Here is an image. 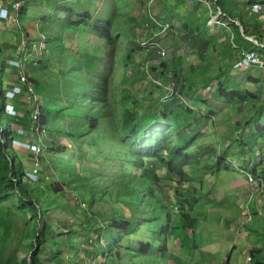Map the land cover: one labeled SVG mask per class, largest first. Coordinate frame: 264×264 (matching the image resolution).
Returning <instances> with one entry per match:
<instances>
[{"label": "trees", "instance_id": "1", "mask_svg": "<svg viewBox=\"0 0 264 264\" xmlns=\"http://www.w3.org/2000/svg\"><path fill=\"white\" fill-rule=\"evenodd\" d=\"M27 1L29 0L25 2ZM30 1L37 2L38 0ZM48 1L43 0L41 3L48 7ZM261 1L264 2V0ZM14 2L7 3L0 0V6L4 5L8 12H12L16 9ZM99 2L96 0H71L70 2L55 0L56 5H53L54 9L51 14L58 22L62 20L61 26L57 27L56 25L52 34L47 26L45 27L46 31L42 32L40 24L35 26L34 30H30L28 26L24 30L21 23L16 25L15 34L13 33L14 38L15 35L17 39L20 38V35L26 36L29 55L33 56L32 58L20 56L21 64L19 66L10 63L7 58L9 55L7 49L11 45H4L0 38V129L2 128L0 133V264H43L44 262L45 264H86V260L73 258V262H70L66 256H63V246L66 245L65 241L68 235H73L76 232L79 233L80 241L91 257H96V254L105 251L116 256L115 258L111 257L109 261L103 259L99 264H124L125 256L129 257L128 264H151L152 261L157 264H160L161 261L170 264L169 262L174 260L178 264H186L187 261L185 263L183 261L185 258L205 264L203 258H196L199 248H202L200 247L203 245L202 241L206 239L204 231L206 235L209 234V230H205L206 223L201 227L202 222H205L203 219L208 216L204 212L205 210L208 212L214 200L217 199L216 203L219 204L218 195L213 194V190L210 191V183L207 181L210 177L209 170L214 171L215 167L220 170L233 169L232 162L225 158L228 153L225 145L227 142L229 145L233 140H237L241 147L247 146L246 137H242L240 134L244 133L246 129L250 130V134L256 135L257 141L264 144V100L255 102V99L260 96L250 90L251 88L248 86L241 88L240 82L232 80L233 77L228 73H230L231 67L235 66L234 60L239 53V48L252 49L260 46L264 48V44L262 41H259L262 45L256 44L248 38L245 40L239 31L238 36L242 40L239 43L234 41L235 47H232L231 44L227 46L226 41L222 43L223 49L228 47L226 55H232L231 64L228 62L224 68H219L214 67L216 65L214 63L212 69L204 64L203 70L192 73L190 76L187 73H185L187 76L182 73L183 57L180 53H175V49H171L173 51L172 67H169V62L165 59L161 63L150 64V66L156 73L155 78L162 81L161 85L166 83V76L171 71L175 76L181 78L178 80V77L173 76L178 82L171 91L163 90L160 85L154 87L159 93L164 91V95L160 96L159 94L157 98H154V95L151 94L148 102L143 104L147 111L142 113L138 109L141 104L137 97L140 91L132 92V88L126 84L140 76L143 83L146 80L147 72L140 68V62L143 59L140 49L143 48V39L149 38L148 34L143 30L141 33L136 31L140 24L134 23L135 20L123 12L124 0H114L113 2L110 0L109 8L108 5L105 7L101 4V10L97 15L94 14L95 11L86 9L87 5L96 9ZM236 3V0H215V8L223 9L232 19H241L247 32L245 34L254 35L258 40L261 39L260 27L264 20H256L254 17L253 22L251 21L252 28L249 30V19H247L249 16ZM26 7L25 4L23 8L18 9V16L22 17L26 13ZM192 15L194 16V14ZM49 17V13L45 14V18ZM187 21L190 22V20ZM195 23L194 26L188 23L179 28L187 36L188 43L199 46L200 54L205 58L207 44L211 41L207 37L212 33L209 34L205 31L207 29L204 27L206 18ZM235 25L238 27L236 22ZM67 32L70 35V45L63 41ZM144 36L146 37L143 38ZM59 37L62 38L60 48L57 46ZM91 37L95 38L92 40H97V42L89 45L88 41H92ZM31 38L36 41L42 40V44L32 47L29 43ZM49 43L56 45L54 49L66 46L65 53L68 54L70 50L72 54L74 61L72 71L64 65L65 90L68 88L66 84L69 79L76 87L80 72L84 84L87 80L91 84L90 101L97 102L98 107L100 105L105 107L106 110L101 115H108L106 120L112 119L116 112L110 107L112 99L102 97L108 95V90L112 94L111 98L116 97L117 94L120 96L122 102H119L117 107L122 110L121 120L115 125L118 140L112 139V141L121 145L129 144L130 151L127 154V160L124 157H119L121 165L119 177L103 173L97 177L94 174V167L85 164L86 156L82 154V160L69 158V162L63 161V164H60L61 162L57 158H49V154H56L57 157L58 154L65 155L68 149L74 152L80 142L84 143L82 135L88 129H95L97 121L102 120L97 116H91L95 115L93 113L90 115L86 103L80 111L76 97H73L72 108H69L68 93H63L59 85L58 72L61 73V71L59 69L55 71L51 68L49 60L40 57L41 50L48 54L46 50ZM18 44L21 45V42ZM212 46L213 57L216 58L214 44ZM262 52H264L263 49ZM138 55L140 58L137 59ZM12 58L16 59V56L13 55ZM42 61L46 63H42ZM116 64L122 67L127 66L130 70L127 74L123 72V76L120 78L123 85L126 86L117 87V78L114 72ZM138 67L141 70H138ZM13 68H18L15 69L18 71L23 68L25 73L23 78H27V80L21 81L18 85L22 92L19 91V93H14V96H9L8 92L12 87H8L14 83L10 84L7 76H13L14 73L9 71ZM139 71H141V75L136 76L135 74H138ZM223 72L227 76L226 78L222 77ZM53 74L55 78L52 76ZM199 77L202 79H198ZM199 82L201 84L198 85ZM206 85L209 86L207 91L213 89L206 94L211 93L218 100L225 97L229 101H235L239 110L243 107L240 105L251 104L252 111L244 114L243 118H235V114L232 115L230 111L224 113L222 121L230 119L232 123L229 125L236 128L237 132L234 135L226 128L224 135L220 136L221 142L218 141L217 144L214 143L217 140L213 137L214 134H209L211 131H215L217 126V122L213 118L215 112H210L206 126L208 128L209 125L211 130L209 133H205V137L209 136L212 140H207L201 147L202 152L212 148L209 153L210 159H204L197 163L195 157L198 153L191 147L195 142H199V138H196L197 135L204 134L202 130L205 126L204 122H200L201 119L197 118V114L201 111L204 112V109L201 108V104L193 107L186 106L185 102H187L186 98L191 101L196 99L198 102L197 94ZM26 93L28 102L22 101ZM49 94L52 97L48 96L50 99L47 103L40 104V96ZM62 95H64L65 101H62ZM87 98L84 97L85 100ZM10 101L22 102L25 108L22 110L16 107L17 109H15L14 103ZM51 102H62V108L51 106ZM10 103L14 107L16 115L9 111ZM199 103L203 104L204 102ZM29 104L30 107H28ZM217 105H219L218 102H210L212 107ZM35 108H38L36 114L37 109L35 110ZM179 110L186 111L180 114L182 112ZM88 118L91 120L88 121ZM184 119H193V121L186 122L188 124L186 129L179 130ZM251 119L252 121H250ZM55 120L61 122L55 126L52 132L48 123ZM35 122L37 123L35 131H44L46 135H43V141L36 140L34 143L37 146L43 145L47 154L46 156L36 155L38 165H41L43 173H39L37 178H32L29 175L26 160L23 159V155L18 153V150L21 149L20 146L13 140L20 134L21 128L34 129ZM223 122L222 125L227 127ZM157 123L159 125L169 123L173 129L167 127L154 130L158 127ZM251 124L257 127V131H254ZM48 133L54 134L53 140L47 138ZM55 134L58 136L61 134L63 140H57ZM3 136L8 139V143L5 142ZM127 139H131V142L123 143ZM219 146L224 147L219 150L215 149ZM261 152L263 155L264 151ZM203 155L205 156V153ZM263 162L264 158L250 171L257 172V168L260 167L261 174H263L264 166L261 165ZM160 165L163 166L158 171ZM247 165H250L249 160ZM48 169L54 170L52 175L47 172ZM88 169H93L91 174ZM56 174H58L57 177ZM59 182L64 183L66 187H60ZM165 184L168 185L167 192H163L166 188ZM74 188L82 191L85 196L88 194L91 208L92 206L96 208L90 209L83 217L78 213L71 222L67 217L64 219L55 218L50 212L51 194L53 200H57V205L64 206L63 202L59 201L58 195L62 193L66 195L68 190ZM163 193L168 196V199L163 197ZM98 201L101 203L98 204ZM106 201L109 203L108 207L104 205ZM134 204H137V210L133 209ZM18 214L22 216L23 221L21 233L14 229V225L17 223L15 217ZM52 218L55 219L57 226L51 222ZM40 224L42 228H40ZM54 227L56 228L54 229ZM259 228L260 226L257 224L254 229L259 231ZM200 231H202L201 235ZM57 235L64 236V239H59ZM15 239H18L16 250L24 248L29 251L25 256L21 257L16 250L14 252L11 249ZM177 240L180 244L175 248ZM77 241L71 239L69 243L76 246ZM209 241L210 239H208ZM174 249L176 252L182 250V253L177 252V254L183 255V257L177 255ZM133 260L135 262L131 263ZM261 261L259 262L264 264V258Z\"/></svg>", "mask_w": 264, "mask_h": 264}, {"label": "rangeland", "instance_id": "2", "mask_svg": "<svg viewBox=\"0 0 264 264\" xmlns=\"http://www.w3.org/2000/svg\"><path fill=\"white\" fill-rule=\"evenodd\" d=\"M5 2H14L13 0H4ZM26 0H17L14 2L16 3L18 7H16L15 11L8 12L6 6H0V38L4 45H11V47H8L7 53L9 55L7 56L10 63L17 64L19 66L21 64V57L25 58V56H28L32 58L33 56L29 55L28 49V40L27 37L24 35H20V38L17 39L16 35L15 38L13 36V33L15 34V27L19 23L22 24V27L24 30H26V27L28 26L30 30H34L35 26H38L40 24V29L42 32H45V27L47 26L50 29L51 34L53 33L54 27L57 25V27L61 26V20L58 22L53 18L52 9H54L53 5L55 4V0H49L48 7L41 3L43 0H38L37 2L27 1ZM57 1H63V0H57ZM71 0H68L70 2ZM99 2V0H96ZM114 0H112L113 2ZM125 1V8L123 12L128 15V17H132L135 22H138L140 25L137 27L136 31L138 33L146 32L147 34L153 35L155 34V38H158L161 35L160 40L162 41L160 45H162L166 50V56L164 59L169 62V67H172L171 58H173V51L171 49H175V53H180V55L183 57L181 68L183 70L182 73H187L189 76L192 73H197L200 70H203V65L206 64L210 66L212 69V65L216 63L214 67L224 68L226 64L229 62L232 63V55H226L228 53V47L223 49L222 43L226 41L227 46L229 44L232 45V47H235L234 41L237 43L242 40L238 36V32L240 31V34L244 36V39L246 36L244 33L246 32V29L243 25V22L239 18L232 19L227 15V12L223 11L221 8H215V0H124ZM238 5H240L244 11L246 12V15L248 20V29L250 30L252 27V22L254 20V17H256V20H264V2L261 0H236ZM111 2V3H112ZM26 4V13L20 17L18 16V9H21ZM101 4H103L105 7L110 4V0H101L98 3V6L93 7L91 5H87L86 9L92 10L94 14H99V11L101 10ZM122 5V4H121ZM14 6V5H13ZM3 10H6L4 12ZM110 10V9H109ZM49 13V18H45V14ZM194 14V16L192 15ZM206 18V24L204 27H206L205 31L210 34L211 36H208V39H211L209 43L207 44V50L205 51V58H203L200 54L199 46H194L192 43H188V38L185 35V33L179 28L180 26H184L185 24L191 23L193 26L196 25L195 22L199 23L203 21V19ZM234 21H232V20ZM187 20H190L188 22ZM236 20V21H235ZM239 20L241 21L242 25L239 23ZM194 21V22H193ZM252 21V22H251ZM238 24V27L235 25ZM250 22V23H249ZM148 26V27H146ZM260 30L262 31L261 39H257L254 35H250L254 39H250L252 41H258L255 42L256 44L262 45L264 44V23H262ZM145 35V34H142ZM247 35V34H246ZM144 36L143 38H145ZM142 38V39H143ZM95 39L91 37V40ZM146 40L148 38L146 37ZM246 40V39H245ZM63 41L67 44H71L70 35H68V32L64 35ZM262 41V43L260 42ZM21 42V45L18 43ZM39 42V43H38ZM97 42V40L88 41V44H93ZM30 45L33 47L35 45H41L42 40L36 41L35 39H30ZM62 38H58V48L61 47ZM130 44V42H128ZM214 44V50L216 54V58L213 57V46ZM17 45V46H16ZM143 48L140 49V53L143 55V59H141L140 62V68L141 69H147L146 73V80L143 83L141 75V71H139L138 74H135L138 77L136 80L131 81L130 83H127L126 85H129V88H132V92L136 91L139 92V95L137 96L141 102L138 108L141 110V112L146 113V108L143 106V104H146L148 102V99L150 98V95H154V98H157V95L160 94V96L164 95V91H161L160 93L158 90H156L154 87V83H152V80L155 78V72L151 68L150 64H156L161 63V59H159L158 55H156V52L154 51L152 47V43L150 41L146 42L143 39L142 42ZM56 45L49 43V47L46 50V53H44V50H41L40 57L45 60H49L51 64V68L59 69L61 73L58 72V80L60 89L62 92H67V97L70 102H68L69 108H72V99L73 97L77 99L78 102V108L81 111V109L84 107V103H86L87 111L90 113H93L95 115H91L93 117H99V119H102L100 122L97 121V127L95 129H88V131L82 135V138L84 140V143L80 142L79 147L75 149L74 152H72L71 149H68L67 153L64 154H58V157L56 154H49V158H57L60 164H63V161H68L69 158H76V160L80 161L82 160V155L86 156L85 158V164L92 165L94 168V174L97 177H100L101 174H105L110 176L111 174H114L115 176H120V158L124 157L126 160L128 159V152L129 150V144L121 145L120 143H117L116 141L113 142L112 139L118 140L116 135V129L115 125L120 122L121 120V114L122 110H120V107H117V104L121 101L120 96L117 94L116 97L111 98L112 94L108 90V95H105L102 98H108L112 99L110 107L112 110L116 112V114L113 116L112 119H108V115H101L102 112H104L105 107H102L101 105L98 107L97 102H91L90 101V90H91V84L89 83V80H87L86 84H84L83 77L81 73H78L77 77V84L76 87L74 86L71 79H69V82L66 84L68 88L65 90L64 87V65L67 68H70L72 71L73 66V57L72 54L67 48L68 54L65 53V47L61 49H54ZM262 48V46H260ZM255 48L260 53L262 52V49L264 51V48ZM242 48V47H241ZM156 49V48H155ZM240 50V48H239ZM238 50V51H239ZM16 56V59L12 58ZM241 52L238 53L236 56L234 62L236 59L240 58ZM11 57V59H10ZM20 58V59H19ZM140 58V55L137 56V59ZM145 58H149L148 62H145ZM33 60V59H30ZM24 61V60H23ZM35 61V60H34ZM42 63H46L45 61H42ZM120 63V62H118ZM61 67V68H60ZM138 67V70H141ZM18 68L10 69V72H13V76L8 75L9 83H14V85L9 86L10 90H13L15 93L22 92L21 89L18 88L19 83L21 81L27 80L23 78V75H25L23 68L21 70H15ZM49 69V68H48ZM160 69V68H159ZM129 68L127 66L122 67L119 66V64H116L115 67V77L117 78V87H120L123 85L122 80L120 78L123 76V72L125 74L129 73ZM216 71V70H213ZM230 76L233 77L232 80L239 81L240 87L245 88V86L250 87L253 92H255L257 95L260 96V98L255 99V102H262L264 100V68L257 65H250L248 68L240 69L238 66H232L231 70H229ZM82 72V71H81ZM157 72V71H156ZM225 72V71H224ZM224 78L227 76L224 74ZM137 73V72H136ZM152 74V75H151ZM149 75V76H148ZM172 75V76H171ZM54 77V74L52 75ZM175 76L173 74V71L169 72V75L166 76V83L163 85H160L163 87V90H169L171 91L176 83L178 82L176 78H173ZM185 76H187L185 74ZM154 77V78H153ZM178 77V76H175ZM11 78V79H10ZM55 78V77H54ZM179 78V77H178ZM181 78V77H180ZM180 78L178 80H180ZM152 79V80H151ZM198 79H202V77H199ZM258 79L259 81H255ZM52 80H54L52 78ZM151 81V82H150ZM201 84V82L198 83V85ZM214 84V83H212ZM123 85V86H126ZM16 86V87H15ZM215 86V84H214ZM207 87V88H206ZM203 89H200V91L197 94L196 98L198 99V102H196V99L194 101H191V99L186 98V106H193L196 107L197 105L201 104V108L204 109V112L201 111L199 114H197V118L201 119L200 122H204V127L202 130L203 133H200L197 135L196 138H199V142H195L194 145H192L191 149L198 153L195 157V160L197 163L203 161L204 159H210L209 153L212 150H205V152H202V144H205V142L211 137L207 136L205 137V133H209L211 129H209V125L207 128V119L209 118L210 112H215V115L213 116L214 120L217 122L216 130L211 131L209 134H214L213 137L217 140L214 142L217 144L218 141L221 142L220 136L224 135V132L226 128H228L229 131L232 133L237 132L236 128L232 127L231 120L225 119L224 122L222 121V115L224 113H227L230 111L232 115H234L235 118H243L244 114H248L252 111L251 104H245L240 105L243 106L240 110L236 107L235 101H229L225 97H222L218 100V98H214L211 93H208V91H212L213 89H210L207 91L208 87L206 85ZM13 92H8L9 96H14ZM32 92V91H31ZM52 92V91H51ZM50 92V93H51ZM166 92V91H165ZM52 94V93H51ZM51 94L49 95H41L39 99L40 104L47 103V101L50 99ZM107 94V92H106ZM156 95V96H155ZM52 97V96H51ZM62 101H65L64 95L61 96ZM84 97H88L86 100ZM28 94L26 93L23 97L22 101H27ZM116 102H115V101ZM218 100V101H217ZM24 101V102H25ZM11 103H14L15 109L21 108L22 110L25 108L24 103L22 102H15L10 101ZM139 102V103H140ZM199 102H204L199 103ZM210 102H218L219 105L212 107L210 106ZM244 102V101H243ZM10 103L9 105V111L13 115H16L14 112L15 109ZM138 103V102H137ZM30 104H32L30 102ZM30 104L28 107H30ZM113 104V105H112ZM32 106V105H31ZM51 106H56L59 109L62 108V102H51ZM33 107V106H32ZM186 109L187 107H183ZM37 109V110H36ZM35 114L38 111V108H35ZM180 111V110H179ZM186 111V110H183ZM180 111L183 114L184 112ZM217 112V113H216ZM80 113V112H78ZM205 116H204V115ZM100 115V116H99ZM23 116V115H22ZM251 116V115H249ZM234 117H232V120H234ZM26 120H28L26 118ZM91 119L88 118V121ZM189 121H193V119H184V123L180 126L179 130H183V128L186 129L187 123ZM252 121V119L250 120ZM249 121V122H250ZM60 120L55 121H49L48 126L51 128V131L55 128L58 123H60ZM222 122L227 125H222ZM211 124V123H210ZM255 124V120H254ZM254 124H251V127L254 128V131H257V127H255ZM31 125H33L31 123ZM222 125V126H221ZM156 128L154 130H158L159 128H172L173 127L166 123L164 125H159L157 123ZM247 126V125H246ZM34 129H31L30 127L21 128L19 130V135L17 137H14V142L20 146L21 149L18 150V153L23 155V159L26 160V165L28 166L29 175L32 178H37L39 173H43V169L41 168V165L39 166L37 161V154L45 155L46 151L44 149L43 145L37 146L35 145V141L38 140V142L43 141V135H46L45 132L35 131L37 129V123L34 124ZM211 127L213 125L211 124ZM207 128V129H206ZM206 129V130H205ZM30 130V132H29ZM249 129L244 130V133L241 132L242 137H246V144L247 146L241 147L239 145V142L237 140H233L229 145L226 143H223L225 145V149L228 150V153L226 155V159L230 160L232 164L234 165L233 169L231 170H220L216 167L209 170L210 177L207 179V181L210 183V191L213 190V194L218 195L219 204L217 205V199L214 200L211 203V207L208 210V216L207 218L203 219L205 222H202L203 227L206 223L207 227L205 230H209V234L206 235L204 231V235L206 239L203 242V245L200 246L202 248H199L198 251V259H200L202 256H208L206 260V264H261V254L259 252L254 253L251 260H248L249 255V244L254 245H260L264 249V229L261 231H255V227L258 224L259 219L263 221V227H264V182L263 186H253L251 187V184L247 180L246 171H250L253 169V166L259 162L260 159L263 160V155L261 154V151H264V144H262L260 141L256 140V135H252L249 132ZM2 132V128L0 129V133ZM47 132V131H46ZM53 132V131H52ZM38 134H41L40 136H37ZM47 138L51 140L54 138V134L48 133ZM40 137V138H39ZM205 137V138H204ZM39 138V139H38ZM55 138L57 140H63V136L61 134L56 135ZM237 138V137H235ZM3 139L6 143H8V139H6L3 136ZM2 139V140H3ZM132 139V138H131ZM131 139H127L123 143L131 142ZM204 139V140H203ZM30 140V141H29ZM53 140V139H52ZM212 140V139H211ZM146 145V144H144ZM224 146H219L215 149L219 150L220 148H223ZM214 149V151H215ZM23 150V151H21ZM113 151V153H112ZM29 152L30 154H28ZM205 153V156L203 155ZM82 154V155H81ZM95 159V160H93ZM249 160V166H246L247 161ZM213 161V160H212ZM264 166V162L261 163ZM163 165H160L158 168V171L162 168ZM93 169H88V172L90 174L92 173ZM126 171V168L124 169ZM258 172L261 173V169H257ZM52 169H48L47 172L52 175L53 174ZM45 173V172H44ZM211 173H214V175H211ZM58 174H56L57 177ZM264 178V175H262ZM59 180V179H58ZM60 187H66L64 183L59 182ZM166 188H164V191L168 188L167 184H165ZM254 191V194H253ZM167 192V191H166ZM87 194V193H86ZM252 194V198L251 197ZM216 195V196H217ZM59 201L63 202L64 206L57 205V200H53V195L51 194L50 197V212L52 215L55 216V218L58 219H64L67 217L69 219V222H71L75 215L78 213L81 214V216H85V214L90 211V209H95L96 207L91 208V204L88 198V194L85 196L82 191L78 189H72L68 190L66 195L63 193L58 195ZM163 197L168 196L163 193ZM242 198H244L245 203L242 204ZM101 203L98 201V204ZM201 203V202H200ZM104 205L108 207L109 203L108 201L104 202ZM134 210H137V204H134ZM210 205V204H208ZM242 206V208H241ZM201 207V206H199ZM90 214V213H89ZM92 214V213H91ZM207 214V213H206ZM249 214H251V218L248 221H245L247 217H249ZM31 216V214H29ZM17 223L14 225V229L16 231H19L21 233V228L23 227V221L22 216L19 214L15 217ZM52 223H54L55 226H57L55 223V219L52 218ZM211 223L213 226L211 227ZM61 225V224H60ZM40 228H42V225L40 224ZM60 227V226H59ZM56 227H54L55 229ZM61 228V227H60ZM65 230L64 228H62ZM202 234V231H200V235ZM59 239H64V236L57 235ZM78 240L76 246H72L69 242L70 240ZM208 239L210 241L208 242ZM263 240V241H262ZM66 245L63 246V256H66V259L70 262H73V258H79L81 260H86V264H99L102 262V260L108 259V261L111 259V257L115 258V255H112L111 253H108V251H105L104 253H98L96 254V257H91L88 251H85V247L83 246V243L80 241V235L78 232L73 233V235H68L67 240L65 241ZM263 242V244H262ZM18 243V239H15L14 245L11 247V249L15 252L16 245ZM180 244V242L177 240L176 246ZM45 246V244H44ZM179 246V245H178ZM97 247V246H96ZM10 249V250H11ZM247 250V251H245ZM17 254L21 257L25 256L27 252H29L27 249H17ZM264 252V250H262ZM174 252L177 254V252L182 253V250L177 252L174 249ZM109 254V255H107ZM183 257L181 254H177ZM110 256V258H109ZM221 258V261H218V258ZM166 260V259H164ZM125 263L128 264L129 257L125 256ZM186 264H201V262H196L195 260L189 258L188 260L185 258L183 260ZM260 261V262H259ZM135 262L134 260L131 261V263ZM170 264H178L176 263V260L170 261ZM45 264V262L43 263ZM151 264H157L154 261H152ZM160 264H165V261H161Z\"/></svg>", "mask_w": 264, "mask_h": 264}, {"label": "built area", "instance_id": "3", "mask_svg": "<svg viewBox=\"0 0 264 264\" xmlns=\"http://www.w3.org/2000/svg\"><path fill=\"white\" fill-rule=\"evenodd\" d=\"M144 41H146V42L150 41L152 43V47L154 46V42L151 41L149 38H148V40H144ZM241 54H242V57L238 61V63H237L238 65L243 66L245 64L257 63V64L261 65L262 67H264V55L259 54L255 51H248V50H242ZM156 55H158L159 59H161V60L164 59V57L166 56L165 49H163V48L158 49ZM153 80L156 81L157 84H159V85L162 84L161 80H158L156 78H154ZM249 180L257 188V186L259 185L258 178L249 174Z\"/></svg>", "mask_w": 264, "mask_h": 264}, {"label": "bare ground", "instance_id": "4", "mask_svg": "<svg viewBox=\"0 0 264 264\" xmlns=\"http://www.w3.org/2000/svg\"><path fill=\"white\" fill-rule=\"evenodd\" d=\"M16 7H18L17 6V4L15 3L14 4ZM236 21V20H235ZM146 27H148V26H146ZM148 37H149V39L151 40V41H153L154 42V46H153V49H154V51L157 53V51H158V49H160V48H163L161 45H160V43L162 42L161 40H160V38H161V35L158 37V38H155V34H153V35H150V34H148ZM246 38H248V37H246ZM249 39V38H248ZM255 42H258V41H255ZM156 48V49H155ZM164 49V48H163ZM242 50H248V51H255V52H257V53H259V54H262L263 55V53H260L259 51H257L255 48H240V50H239V53L240 52H242ZM166 51V50H165ZM241 57H242V55L240 56V58H238V59H236V61H235V66H238L240 69H246V68H248V66H250V65H257V66H261V65H259V64H257V63H250V64H245V65H243V66H241V65H238L237 63H238V61L241 59ZM145 62H148L149 61V58H145V60H144ZM234 66V67H235ZM262 67V66H261ZM262 68H264V67H262ZM152 75V74H151ZM149 76V75H148ZM157 76V75H156ZM172 76V75H171ZM154 78V77H153ZM174 78V77H173ZM152 80V79H151ZM151 82V81H150ZM152 83H154V85H156V86H158L159 84H157V82L156 81H154V80H152ZM209 88V87H208ZM249 180V179H248ZM249 182H250V180H249ZM250 184H251V187L253 188V184L250 182ZM254 192V191H253ZM250 198H252V194H251V197ZM251 218V214H249V217H247L246 218V220L245 221H248L249 219Z\"/></svg>", "mask_w": 264, "mask_h": 264}, {"label": "clouds", "instance_id": "5", "mask_svg": "<svg viewBox=\"0 0 264 264\" xmlns=\"http://www.w3.org/2000/svg\"><path fill=\"white\" fill-rule=\"evenodd\" d=\"M163 60V59H162ZM143 70H145L146 72H147V69H143ZM14 91V88H13V90H10L9 92H13ZM14 93H15V91H14ZM261 161V159L259 160V162ZM258 162V163H259ZM262 165V164H261ZM261 165H259V166H261ZM260 168V167H259ZM258 169V168H257ZM247 173H246V176H247V179H249V174L250 175H252V176H254V177H256V178H258V180H259V186H263V182H264V178H263V176L262 175H264V172H263V174H261L260 172H252V171H246ZM263 191H264V188H263ZM253 194H254V192H253ZM249 248V250L250 251H248L249 252V255H248V260H251L252 259V257H253V255H254V253H256V252H259L260 250H257V247H256V245H254L253 244V247H248ZM247 251V250H246ZM262 260V259H261ZM228 263V262H227ZM227 263H225V264H227Z\"/></svg>", "mask_w": 264, "mask_h": 264}, {"label": "crops", "instance_id": "6", "mask_svg": "<svg viewBox=\"0 0 264 264\" xmlns=\"http://www.w3.org/2000/svg\"><path fill=\"white\" fill-rule=\"evenodd\" d=\"M4 12H6V10H3ZM218 203H219V200H218ZM245 203V200H244V198H242V204H244ZM241 208H242V206H241ZM205 214L207 213L208 214V212L205 210V212H204ZM206 218H207V216H206ZM258 226H260V228H259V231H261V230H263L264 229V227H263V221L261 220V219H259V221H258ZM258 232V231H257ZM259 233V232H258ZM263 241V240H262ZM262 244H263V242H262ZM251 247H253V244H249ZM256 247H257V250H260L259 251V253L261 254V259H263L264 258V252L262 251V250H264L263 249V247L262 246H260V245H256ZM246 251V250H245ZM208 256H210V255H207V256H202L201 258H203V260H204V262H205V264H206V260H207V258H208ZM218 261H221V258L219 257L218 258ZM221 264V263H220Z\"/></svg>", "mask_w": 264, "mask_h": 264}, {"label": "water", "instance_id": "7", "mask_svg": "<svg viewBox=\"0 0 264 264\" xmlns=\"http://www.w3.org/2000/svg\"><path fill=\"white\" fill-rule=\"evenodd\" d=\"M239 23L242 25V23H241V21L239 20ZM244 35L246 36V37H248L249 39H254L253 37H251L250 35H246L245 33H244Z\"/></svg>", "mask_w": 264, "mask_h": 264}]
</instances>
